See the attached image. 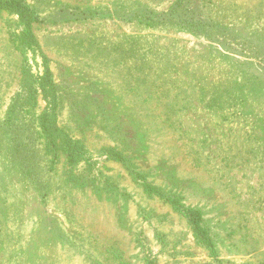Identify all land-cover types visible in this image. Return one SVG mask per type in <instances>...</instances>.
I'll return each mask as SVG.
<instances>
[{"label":"rangeland","instance_id":"374dc122","mask_svg":"<svg viewBox=\"0 0 264 264\" xmlns=\"http://www.w3.org/2000/svg\"><path fill=\"white\" fill-rule=\"evenodd\" d=\"M14 1L0 264H264V0Z\"/></svg>","mask_w":264,"mask_h":264},{"label":"trees","instance_id":"16d2710c","mask_svg":"<svg viewBox=\"0 0 264 264\" xmlns=\"http://www.w3.org/2000/svg\"><path fill=\"white\" fill-rule=\"evenodd\" d=\"M14 6H16V2L14 0L11 1H2L0 0V9H12ZM43 121H42V129L44 132H46L47 138H49L48 143L51 146L56 147V144L54 143V141L52 139H50L51 135L48 133L47 131V127H46V114H43ZM55 150V149H53Z\"/></svg>","mask_w":264,"mask_h":264}]
</instances>
